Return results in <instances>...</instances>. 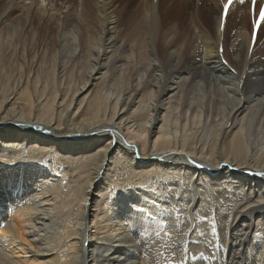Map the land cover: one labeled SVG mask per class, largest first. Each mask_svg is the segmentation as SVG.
I'll list each match as a JSON object with an SVG mask.
<instances>
[{"label": "bare ground", "instance_id": "1", "mask_svg": "<svg viewBox=\"0 0 264 264\" xmlns=\"http://www.w3.org/2000/svg\"><path fill=\"white\" fill-rule=\"evenodd\" d=\"M201 1L0 0V264H264V24Z\"/></svg>", "mask_w": 264, "mask_h": 264}, {"label": "rangeland", "instance_id": "2", "mask_svg": "<svg viewBox=\"0 0 264 264\" xmlns=\"http://www.w3.org/2000/svg\"><path fill=\"white\" fill-rule=\"evenodd\" d=\"M241 18V17H240ZM38 31H39V35L41 33V37L42 39H45L46 37H48L49 35V32L50 33H54L55 35L59 36V33L54 25V23L51 21L49 22L46 26L44 23H42V25L40 27L37 28ZM77 30L76 28H73V27H67V28H64V31L62 33V36H61V39L63 41V45L62 47L69 41L70 42V39L73 41V38H76L77 37ZM263 43H261L262 45L259 46L260 49H264V48H261L263 45H264V31H263ZM264 47V46H263ZM263 60H264V57H263ZM42 164V161H39L37 162V166L41 165ZM43 165L39 166V168L41 169V171H43L44 169L46 170V167H44ZM39 170V169H38ZM48 171V169L46 170ZM54 172V171H53ZM51 173V172H50ZM48 174V172H47ZM51 174H55V173H51ZM141 195L143 196L142 194H138V196Z\"/></svg>", "mask_w": 264, "mask_h": 264}, {"label": "snow or ice", "instance_id": "3", "mask_svg": "<svg viewBox=\"0 0 264 264\" xmlns=\"http://www.w3.org/2000/svg\"><path fill=\"white\" fill-rule=\"evenodd\" d=\"M240 2L243 3L244 0H240ZM231 3H232V0H228V3L225 4V9H227L228 6H229V4H231ZM253 3H255V0H253ZM261 13H262L261 18L264 19V9L261 10ZM113 143H115V142H113ZM226 163H227V162H226ZM261 175H264V173H261ZM260 204H261V205H264V201H260ZM213 231H216V229L213 228ZM202 235H203V234H202ZM254 264H255V261H254Z\"/></svg>", "mask_w": 264, "mask_h": 264}]
</instances>
